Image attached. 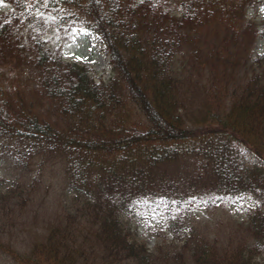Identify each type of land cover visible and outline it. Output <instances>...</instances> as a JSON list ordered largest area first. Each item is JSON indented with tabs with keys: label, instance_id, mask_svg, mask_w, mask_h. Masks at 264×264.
Instances as JSON below:
<instances>
[{
	"label": "trees",
	"instance_id": "trees-1",
	"mask_svg": "<svg viewBox=\"0 0 264 264\" xmlns=\"http://www.w3.org/2000/svg\"><path fill=\"white\" fill-rule=\"evenodd\" d=\"M2 2L0 163L57 161L73 194L25 250L0 239V254L13 264H260L264 19L248 11L264 0ZM77 28L105 45L107 79L51 43ZM35 184L28 197L0 193L3 235L19 233ZM239 198L253 205L226 226ZM141 207L165 221L154 251L130 222Z\"/></svg>",
	"mask_w": 264,
	"mask_h": 264
},
{
	"label": "rangeland",
	"instance_id": "rangeland-1",
	"mask_svg": "<svg viewBox=\"0 0 264 264\" xmlns=\"http://www.w3.org/2000/svg\"><path fill=\"white\" fill-rule=\"evenodd\" d=\"M7 9L8 6L0 2V12ZM248 16L255 17L257 21L264 19V5L260 7L258 13H254L253 10L248 11ZM49 37L54 47H62L66 60L102 72L104 79L109 77L110 58L105 53L104 45L99 42L96 35L79 28L72 33L70 39H65L57 34H51ZM255 52L264 53V36L257 40ZM35 177V195H37L32 203L27 204L23 216L18 218L21 225L16 230H19V233L15 236L16 239L11 237L13 232L4 235L0 232V239L2 241L20 243V250L26 249L24 245L32 242V237L46 226L56 211L67 205L73 194V190L67 187L63 167L57 161L33 163L25 169L7 161L1 162L0 193H6L8 189L14 188L28 197L26 192L31 187V183ZM251 205H253L251 198H240L233 202L227 209L226 226L229 222L234 223L237 219H245L248 207ZM195 206L197 207L199 217L206 219L207 216L203 211V204L195 202ZM136 213L137 215H133L130 222L136 227L139 238L146 243L148 249L154 251L156 245L166 234L164 218L154 208L145 209L141 207L136 210ZM212 214L214 216H223L225 212L216 210L210 213V215ZM162 231H164L163 234ZM169 238L171 239L172 236L169 235ZM7 258L0 254V264H12ZM259 260L260 264H264V254L261 255Z\"/></svg>",
	"mask_w": 264,
	"mask_h": 264
},
{
	"label": "snow or ice",
	"instance_id": "snow-or-ice-1",
	"mask_svg": "<svg viewBox=\"0 0 264 264\" xmlns=\"http://www.w3.org/2000/svg\"><path fill=\"white\" fill-rule=\"evenodd\" d=\"M0 2H2V0H0Z\"/></svg>",
	"mask_w": 264,
	"mask_h": 264
}]
</instances>
